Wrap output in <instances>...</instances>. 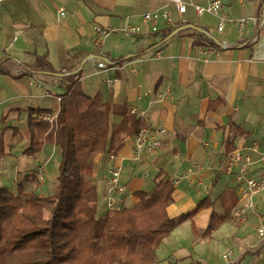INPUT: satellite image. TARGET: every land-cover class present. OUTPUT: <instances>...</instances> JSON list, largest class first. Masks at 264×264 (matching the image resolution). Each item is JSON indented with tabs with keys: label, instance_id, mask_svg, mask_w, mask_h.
I'll return each instance as SVG.
<instances>
[{
	"label": "crops",
	"instance_id": "0c3cea01",
	"mask_svg": "<svg viewBox=\"0 0 264 264\" xmlns=\"http://www.w3.org/2000/svg\"><path fill=\"white\" fill-rule=\"evenodd\" d=\"M193 1L207 4L206 0ZM222 1V14L237 22L227 23L219 32L216 16L200 17L192 7L183 15L172 8L173 27L163 20L157 26L146 23L143 15L163 10L167 4L164 0H3L0 62L5 64L0 68V136L5 140L4 156L14 155L19 147L23 155L28 140L21 133L30 111H60L62 102L58 98L73 80H79L88 94L99 93L110 104L126 102L130 110L144 113L147 124L166 129L159 156L152 163L139 165L132 160L134 137H129L118 153L125 159L122 182L128 190L124 207L138 201L134 193L152 189L151 180L159 173L173 181L194 161L205 170L193 181L183 180L177 188L174 186L175 203L169 214L173 218L190 215L202 200L208 199L211 207L188 220L195 224L196 231L208 228L213 213L224 214L221 195L225 191L232 192L238 203L236 181L235 186L231 182L220 186L222 176L227 174L218 168L229 153L251 137L250 131L241 132L234 122L225 123L228 112H220L234 100L243 83L264 67V25L250 21L241 31L239 23L244 17L264 15V0ZM60 9H65L64 17ZM128 26L140 32L127 33ZM96 27L112 30L100 49L94 45ZM222 42L228 48L221 47ZM94 60H107V69L98 70ZM166 89L172 90L173 99L153 104V94ZM234 110L239 111L237 107ZM50 146L56 155V147ZM108 156L98 154L93 165L104 207L103 177L110 167ZM47 163L49 159L36 168L46 166L43 182L30 175L35 171L32 168L22 176L19 172L13 189L23 184L26 190L42 194L49 182ZM26 176L32 180L25 181ZM199 179L207 189H201ZM55 187L53 182L47 189L54 192ZM262 218L264 209L255 205L246 224H234L230 217L210 238L220 234V240L235 245L233 249L256 244L259 237L255 230ZM227 221L236 229L226 234L221 228ZM250 255L252 264L260 260L259 254L249 253L242 263Z\"/></svg>",
	"mask_w": 264,
	"mask_h": 264
},
{
	"label": "trees",
	"instance_id": "16d2710c",
	"mask_svg": "<svg viewBox=\"0 0 264 264\" xmlns=\"http://www.w3.org/2000/svg\"><path fill=\"white\" fill-rule=\"evenodd\" d=\"M62 99L56 126L39 118L52 114L48 109H32L27 117L23 155L35 157L46 144L55 146L60 157L57 183L51 196L23 184L15 191L0 189V264H160L163 242L195 213L210 208V200H202L190 215L171 217L175 187L159 173L152 189L134 193L135 204L109 212L106 203L100 205L94 158L121 152L147 122L131 113L126 102L110 104L99 93L88 94L79 80L67 86ZM4 150L1 135L0 156ZM221 200L224 214H212L203 238L230 219L237 204L229 191ZM192 227L196 230L193 222Z\"/></svg>",
	"mask_w": 264,
	"mask_h": 264
},
{
	"label": "built area",
	"instance_id": "2783aa9c",
	"mask_svg": "<svg viewBox=\"0 0 264 264\" xmlns=\"http://www.w3.org/2000/svg\"><path fill=\"white\" fill-rule=\"evenodd\" d=\"M166 1V7L163 10H157L149 12L143 15L144 21L153 26H157L160 20H163L168 27L175 26L173 9L179 14L183 15L187 13L188 8L192 7L198 16L214 15L218 18L219 23L217 30L219 32L224 31L227 23H236L237 20L227 18L222 14L224 4L222 0H206V5H198L193 0H164ZM3 0H0V4ZM173 8V9H172ZM60 15L65 16V9H60ZM250 21L254 23H260L264 25V15L260 17H244L239 20L241 31L245 25ZM111 29L96 27V36L94 38V45L96 49L102 48L109 36L111 35ZM125 32L136 34L140 32L139 28L128 26ZM223 48H228L226 42L220 43ZM159 57V53L156 54V58ZM97 69L106 70L108 61H98ZM109 83H112L111 81ZM151 95V93H148ZM47 95V93H46ZM153 104L165 103L170 99H173V92L171 89H166L161 92L153 94ZM62 98H58L59 102H62ZM57 111L52 114L39 117L43 121H47L51 126H56L57 118L60 114ZM131 113L137 114L144 118L143 112L132 110ZM166 129L161 126H152L147 124L135 137L134 148L132 154V160L139 165H148L157 159L162 148L161 136L165 134ZM110 167L107 170V174L103 177L106 184V208L111 213L120 212L123 209L124 198L127 193L128 187L122 182V173L125 169V159L119 156V154L110 153L108 156ZM205 170V167L197 162L192 161L190 166L184 170L178 177L174 178L173 184L177 188L183 180H192L195 177H200L201 172ZM219 172L227 175L234 176L237 190H238V203L233 208L231 219L234 224L243 225L248 221L249 212L255 209V198L264 193V144L253 141L244 142L239 147L229 153L222 161ZM46 166L40 167L37 171H32L31 176H35L38 181L43 182L45 179ZM17 182V181H15ZM199 185L201 189H207V185L202 179H199ZM256 234L259 237V241L256 244L249 245L240 249H230L223 254V264H241L243 258L249 253L259 254V259L264 262V219H261L260 224L256 227Z\"/></svg>",
	"mask_w": 264,
	"mask_h": 264
},
{
	"label": "rangeland",
	"instance_id": "374dc122",
	"mask_svg": "<svg viewBox=\"0 0 264 264\" xmlns=\"http://www.w3.org/2000/svg\"><path fill=\"white\" fill-rule=\"evenodd\" d=\"M240 89L234 100H231L226 109L223 108L224 110H221L220 114L228 112V115L224 118L225 123L234 122L239 126L238 129L241 132L244 130L250 131L251 137L248 142L257 141L264 144V67H261L256 75L245 81ZM236 107L239 111L234 110ZM18 156H21L20 161ZM50 156L52 158H49ZM59 158L57 154L55 155L52 152L50 145L46 146L35 157H23L20 147L12 156H0V189L8 187L14 190L13 183L19 172H21L20 176H22L28 169L33 168L32 170L37 171L38 169L36 168L49 159V164L47 163L49 182L42 194L51 196L54 192L49 191L47 188L51 187L53 182L57 183L55 177L58 173ZM230 182L235 186L233 176H222L220 186H227ZM152 183L154 184V180H151L150 186H153ZM99 191L101 192V190ZM103 196L101 192V206L104 205ZM254 202L256 208L264 209V193L256 197ZM206 228L204 227L202 231H196L193 229L191 221L183 222L159 249L158 257L161 263L223 264V254L236 247L228 241L220 240V234L216 238H203L202 234ZM221 229L227 234L231 229L236 228L227 221ZM251 257L250 255V258L245 259L242 264H252L254 259L252 260ZM256 264H264V262L260 259Z\"/></svg>",
	"mask_w": 264,
	"mask_h": 264
}]
</instances>
